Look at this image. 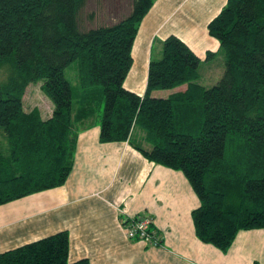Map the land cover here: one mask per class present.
<instances>
[{
  "label": "trees",
  "instance_id": "1",
  "mask_svg": "<svg viewBox=\"0 0 264 264\" xmlns=\"http://www.w3.org/2000/svg\"><path fill=\"white\" fill-rule=\"evenodd\" d=\"M88 1L0 0V132L8 146L0 150V206L64 186L73 131L94 127L102 113V143L129 142L184 174L199 200L192 218L201 242L227 253L240 232L264 230V0H228L209 23L225 61L216 85H201V59L170 36L162 59L150 62L142 96L125 83L156 0H132L119 22L86 30ZM75 62L77 88L66 77ZM40 81L53 104L48 118L24 106L27 88ZM139 129L149 148L133 138ZM69 248V233L60 232L0 254V264H90L70 263Z\"/></svg>",
  "mask_w": 264,
  "mask_h": 264
},
{
  "label": "crops",
  "instance_id": "2",
  "mask_svg": "<svg viewBox=\"0 0 264 264\" xmlns=\"http://www.w3.org/2000/svg\"><path fill=\"white\" fill-rule=\"evenodd\" d=\"M227 3L156 0L139 27L125 87L144 95L150 62L162 59L170 36L181 39L201 59V85H216L225 61L208 25ZM186 89L155 96L166 98ZM95 122L90 129L73 131L76 152L64 186L0 206V254L67 231L70 263L264 264V230L240 232L227 253L201 242L192 218L199 200L184 174L150 162L129 142L102 143ZM143 137L142 130H133V138L149 148ZM7 147L0 132V150ZM129 217L152 219L160 246L129 239L124 225Z\"/></svg>",
  "mask_w": 264,
  "mask_h": 264
},
{
  "label": "rangeland",
  "instance_id": "3",
  "mask_svg": "<svg viewBox=\"0 0 264 264\" xmlns=\"http://www.w3.org/2000/svg\"><path fill=\"white\" fill-rule=\"evenodd\" d=\"M132 0H89L82 15L84 29L89 30L99 26L113 25L125 18L131 10ZM93 16V19L90 17ZM156 59V58H153ZM155 61V60H152ZM211 70V67H209ZM66 77L73 87L78 86V63H73L66 70ZM43 82L33 83L26 90L24 106L26 110L39 108L43 117L48 118L53 111L52 102L41 91ZM101 88L102 91V87ZM102 113L100 114V118ZM1 130V129H0ZM140 130V129H139Z\"/></svg>",
  "mask_w": 264,
  "mask_h": 264
},
{
  "label": "built area",
  "instance_id": "4",
  "mask_svg": "<svg viewBox=\"0 0 264 264\" xmlns=\"http://www.w3.org/2000/svg\"><path fill=\"white\" fill-rule=\"evenodd\" d=\"M125 223H127L125 232L129 239L143 241L154 246H160L159 240L151 230L153 227L152 219L129 217Z\"/></svg>",
  "mask_w": 264,
  "mask_h": 264
}]
</instances>
